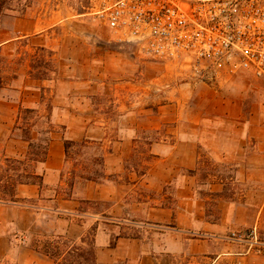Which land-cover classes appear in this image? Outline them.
<instances>
[{
  "label": "rangeland",
  "instance_id": "rangeland-1",
  "mask_svg": "<svg viewBox=\"0 0 264 264\" xmlns=\"http://www.w3.org/2000/svg\"><path fill=\"white\" fill-rule=\"evenodd\" d=\"M90 12L86 0H0V45L10 44L0 48V88L12 84L17 71L39 79L59 69L64 74L71 60L79 78L93 82L94 88L80 90L93 92L89 101L99 118L115 122L120 111L147 110L141 118L149 123L152 114L157 133L121 144L125 162L119 174L109 175L130 209L117 233L137 242L123 245L129 257L108 262L105 256V264H264V82L249 75L205 81L180 63L121 41ZM137 116L127 118L137 122ZM45 138L40 133L34 140L39 155ZM153 140L163 144L157 152ZM221 140L238 145L216 146ZM67 141L72 170L95 181L108 176L103 153L112 144L103 149L98 142ZM227 151L234 157L225 159ZM17 169L12 173H21ZM104 206L81 208L100 213ZM93 221L86 241L99 231L100 249L110 246L104 242L110 230L104 224L97 229L100 221ZM15 230L9 234L13 246L26 241L30 248L38 232ZM0 264L23 262L11 253Z\"/></svg>",
  "mask_w": 264,
  "mask_h": 264
},
{
  "label": "crops",
  "instance_id": "crops-1",
  "mask_svg": "<svg viewBox=\"0 0 264 264\" xmlns=\"http://www.w3.org/2000/svg\"><path fill=\"white\" fill-rule=\"evenodd\" d=\"M28 33L23 37L30 36L32 32ZM9 47V43L0 45L2 50ZM54 56L61 54L55 52ZM64 66V74L59 69L53 72L52 77L40 79L32 77L31 73L17 71L13 83L0 88L3 91L0 94V167L5 165L7 159H17L24 163L22 169L27 168L25 173L33 175L30 182L15 185L14 194L18 202L0 199V258L15 253L23 264H55L50 257L25 245L26 241L15 248L9 236L11 229H16L19 234L34 231L66 235L68 238L78 237L82 243L86 239L85 229L93 218L92 224L100 221L97 229L104 224L110 230L104 233V242L110 246L100 249L99 231L92 237L96 245L97 264H105V256L108 262L121 256L129 257L123 245L137 242L134 238L117 233L116 228H120L124 221L121 217L129 213L130 209L123 205L122 199L116 194L118 188L109 175L119 174L120 164L125 162L121 144L140 140L144 133H157L158 127L152 123L151 111L149 123L141 118L147 110H133L132 113L120 111L121 119L115 122L99 118L100 112L89 101V94L93 92L80 90L82 86L92 89L93 82L79 78L77 62L69 60ZM129 114L138 115L139 120L130 122L127 118ZM153 120H156L154 115ZM127 132L134 135H127ZM40 133L46 135L42 155L34 150L40 147L34 142ZM165 138L162 140L166 144L169 136ZM67 140L89 144L98 142L103 149L107 141L112 144L103 153V167L108 176L95 181L79 174L78 168L72 170L67 158ZM237 145V141L231 140L216 143V146L226 149ZM151 146L157 152V148L163 144L153 140ZM232 157L234 153L227 151L225 159ZM69 177L72 179L70 182ZM138 180L135 185L140 183L141 179ZM91 202H101L106 206L100 213L81 208L84 203ZM140 204H149V201Z\"/></svg>",
  "mask_w": 264,
  "mask_h": 264
},
{
  "label": "built area",
  "instance_id": "built-area-1",
  "mask_svg": "<svg viewBox=\"0 0 264 264\" xmlns=\"http://www.w3.org/2000/svg\"><path fill=\"white\" fill-rule=\"evenodd\" d=\"M86 1L121 41L205 81L264 82V0Z\"/></svg>",
  "mask_w": 264,
  "mask_h": 264
},
{
  "label": "trees",
  "instance_id": "trees-1",
  "mask_svg": "<svg viewBox=\"0 0 264 264\" xmlns=\"http://www.w3.org/2000/svg\"><path fill=\"white\" fill-rule=\"evenodd\" d=\"M65 144H69L68 141ZM24 163L17 159H7L5 165L0 169V199L6 201L18 202L15 198L14 187L16 184L30 182L33 175L25 172L27 168L20 170L21 173H10V171L19 170ZM16 165H19L17 167ZM7 178V179H5ZM35 237L31 244V249L40 252L54 260L55 264H97V251L94 240L87 242L83 239L85 247L64 235H50L41 233H32Z\"/></svg>",
  "mask_w": 264,
  "mask_h": 264
}]
</instances>
